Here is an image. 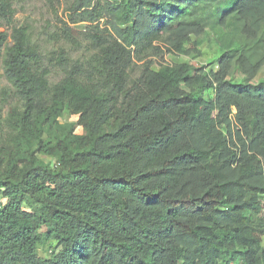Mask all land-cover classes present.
<instances>
[{
  "label": "trees",
  "instance_id": "obj_1",
  "mask_svg": "<svg viewBox=\"0 0 264 264\" xmlns=\"http://www.w3.org/2000/svg\"><path fill=\"white\" fill-rule=\"evenodd\" d=\"M70 11L95 29L105 19L106 34L53 85L25 29L12 44L0 31L11 127L41 144L66 108L77 117L50 161L41 148L1 171L0 264H264V0H73ZM12 18L0 0V22ZM209 29L216 71L134 72L166 51L200 55L193 37Z\"/></svg>",
  "mask_w": 264,
  "mask_h": 264
},
{
  "label": "rangeland",
  "instance_id": "obj_2",
  "mask_svg": "<svg viewBox=\"0 0 264 264\" xmlns=\"http://www.w3.org/2000/svg\"><path fill=\"white\" fill-rule=\"evenodd\" d=\"M12 5L13 18L11 21H1L0 31L8 34L7 42L13 43L12 35L15 29L24 28L31 44L39 52L43 67L50 71V83L53 85L62 80L66 71L76 63L87 61L97 47L94 45L92 35L94 33L106 34V20L102 19L95 29L87 22L72 23L70 11L73 0H7ZM122 1V0H117ZM76 16V15H75ZM74 16V17H75ZM220 32L209 29L207 34L199 39L193 37V41L200 42L198 50L200 55L185 56L176 52H165L163 56H149L143 62H137L134 72H138L140 65L152 62L153 68L159 69L161 65H172L187 63L196 67H203L207 73L218 69L217 61L221 55L217 37ZM166 49V45H161ZM190 45L187 44V47ZM237 78L239 74L237 73ZM255 83L264 82V71L254 80ZM207 96L211 95L209 91ZM18 103V98L12 85L5 76L4 69L0 65V173L5 170L8 162L16 156L17 164L22 167L27 163V158L33 151L42 148L44 153L40 154L42 159L50 161L52 155L45 153L47 150H57L62 141V132L65 127L75 123L77 117L70 109L66 108L60 119L58 127H46L41 138V144L36 140L25 142L19 133L14 130L7 120L11 106ZM83 131L77 127L75 134ZM72 144H70V148ZM59 159V158H58ZM59 161V160H58ZM63 165H59L61 169ZM264 200V196H262ZM264 246V242H263ZM54 252L49 245H41L39 254L48 259ZM234 264H240L239 262Z\"/></svg>",
  "mask_w": 264,
  "mask_h": 264
}]
</instances>
